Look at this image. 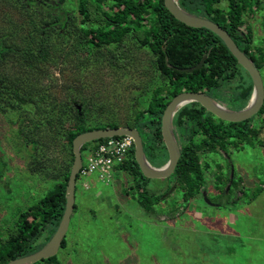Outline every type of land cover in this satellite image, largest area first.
I'll list each match as a JSON object with an SVG mask.
<instances>
[{
  "label": "rangeland",
  "instance_id": "obj_1",
  "mask_svg": "<svg viewBox=\"0 0 264 264\" xmlns=\"http://www.w3.org/2000/svg\"><path fill=\"white\" fill-rule=\"evenodd\" d=\"M72 7L76 12V6ZM48 11L51 9L43 8L38 15H32L15 0H0V51L12 50L0 56L3 238L12 231L21 210L42 198L56 183L53 176L57 170L67 167L71 160L64 134L56 135L57 126L54 131L43 125L32 105L19 106L16 98H11L14 90L19 97L31 98L40 106L41 96L45 105L70 108L71 104L70 111L75 112L74 106H80V116L87 127L109 122L122 127L160 82L155 57L149 49L138 47L133 36L121 46L105 49L100 58L86 50L80 58L73 53L76 44L72 37L61 41L53 34L39 35V25L52 22ZM261 24L253 26L252 39L254 46L264 48ZM95 26L92 23L91 27ZM40 50H48V57L41 58ZM108 50L121 56L113 60ZM260 72L264 84V68ZM240 77V81L248 83L242 73ZM233 82L226 87L232 93L236 90ZM227 108L235 110L234 105ZM57 114L58 110L51 115ZM263 119H255V141H245L239 146L241 151L230 149L233 170L244 184V191L238 201L230 193L220 207L208 206L200 197L186 205L181 192L175 189L154 205L155 213L144 212L134 195L125 192L132 180L128 175L113 171L105 184L94 176H79L75 183L76 209L64 237L66 247L59 248L51 264H264V125L259 128ZM92 144L89 142V149ZM87 151L81 152L83 162ZM32 156L41 164L35 172L30 169ZM208 156L205 161L211 168L206 170L204 181L211 192V186L217 184L215 165L227 161L218 155ZM85 182L90 184L88 190H84ZM168 185H172L168 179H148L145 183L147 190L155 194H162ZM209 199L217 198L209 193ZM176 207L175 213H169ZM48 231L38 242L45 241Z\"/></svg>",
  "mask_w": 264,
  "mask_h": 264
},
{
  "label": "trees",
  "instance_id": "obj_2",
  "mask_svg": "<svg viewBox=\"0 0 264 264\" xmlns=\"http://www.w3.org/2000/svg\"><path fill=\"white\" fill-rule=\"evenodd\" d=\"M178 4L187 12L218 24L238 48L254 62L259 71L264 68V48L262 45L254 46L252 39L253 26L258 22L261 24V21L264 26V0H178ZM78 14L81 22L80 25L75 24L73 31L70 32L63 27L64 34L60 33V37L55 36L54 29L44 27L51 22H44L39 25V35L42 34L44 37L47 36L46 34H53L56 39H62L61 41H69L72 37L76 44L73 53L80 58L85 50L89 55L93 54L96 58H100L99 54L105 49L112 45L121 46L126 38L133 36L138 47L149 49L155 57V67L160 82L151 89L143 107L131 116L125 125L139 132L145 157L152 166L160 167L167 161V152L161 136V116L168 102L177 94L202 92L225 107L234 105L235 110L247 105L252 92L251 80L224 43L207 29L191 28L177 21L165 8L163 0H79ZM62 22L64 20L61 21V25ZM92 23L96 26L91 27ZM84 25L88 26L84 27ZM244 28L245 32L242 31ZM5 49L0 51V56L12 52L10 48ZM108 51L113 60L121 56L113 50ZM39 53L41 58L49 55L48 50H40ZM203 56H205L204 64L199 70L190 74L175 70L193 68ZM241 73L248 83L240 81L243 77H240ZM232 81L236 82L234 93L230 88H226ZM12 93L11 98L15 97L19 106L35 107L43 125L51 130L58 127V131H54L56 135L64 134L71 160L67 167H60L57 170L53 176L56 181L53 187L34 205L21 210L7 237L0 236V264H6L39 250L55 232L65 207V188L73 161L72 140L85 131L119 127L112 122L87 127L83 124L84 120L77 107L74 106L76 112L70 111L71 104L70 108L60 104L45 105V98L41 96L39 99L43 105L40 106L31 98L19 97L15 90ZM56 110L58 114L51 115ZM48 116L50 119L47 118ZM258 117L264 118V103L255 116L238 123L219 120L197 103H190L179 109L173 118V130L180 147V157L174 173L168 180L170 185L175 184L174 190L178 189L181 192L183 203L187 205L191 200L198 199L204 174L211 168L205 161L208 155L225 157L227 161L230 158L231 148H234V151L242 150L239 146L245 141H255L258 138V129H254L255 119ZM259 124V128L264 125L263 122ZM104 140L93 141L92 145L95 146ZM90 146L89 143L83 145L81 152L88 150V153L94 147L89 149ZM32 159L30 169L35 172L39 170L41 164L35 156H32ZM228 164L230 163L227 162L226 165ZM226 165L218 164L217 170L214 171L220 189L221 187L224 189L228 182L232 185L236 181L241 183L235 176V170L231 169V164ZM114 171L126 174L132 179L128 191L125 192L134 195L144 212L155 213L154 205L165 199L162 197L170 186L168 185L162 194L150 193L147 190L145 183L148 179L143 177L135 162L133 147L128 159L115 166ZM77 178L78 176L76 180ZM232 190L231 188L230 192ZM240 191H244L243 183ZM258 193L259 191L256 194ZM224 197L228 198L229 194L210 201L215 203L220 201L218 204L220 207L224 203ZM238 200L240 197L237 198ZM75 209L74 203L73 211ZM177 210L178 207L169 213H175ZM47 229L49 231L44 238L45 241L38 242ZM65 247L63 238L60 248ZM51 259L53 257L34 264H51Z\"/></svg>",
  "mask_w": 264,
  "mask_h": 264
},
{
  "label": "water",
  "instance_id": "obj_3",
  "mask_svg": "<svg viewBox=\"0 0 264 264\" xmlns=\"http://www.w3.org/2000/svg\"><path fill=\"white\" fill-rule=\"evenodd\" d=\"M163 3L168 12L177 21L191 28L207 29L224 43L228 51L236 59L237 64L248 74L251 80L252 92L247 105L240 110H231L202 92H181L174 96L168 102L161 116V136L167 152V161L160 167H154L147 161L141 137L136 129L122 126L117 128L93 129L78 134L72 140L73 161L65 188L66 200L64 212L54 234L39 250L11 260L6 264H34L38 261L53 257L59 250L61 242L67 233L70 218L73 213L76 176L83 163L81 156V148L83 145L92 141L111 137H129L133 142L135 162L143 177L151 180L168 179L174 173L180 157V147L173 130V118L179 109L187 104L197 103L219 120L238 123L255 116L262 107L264 103V84L261 72L255 66L254 62L238 48L228 33L213 21L187 12L178 4V0H163ZM204 60L205 56H203L200 62L193 68L175 70L186 74L193 73L202 67ZM79 109L80 106H77L78 111ZM174 187L175 184L171 185L162 198L170 195ZM204 199L209 204V201L205 197Z\"/></svg>",
  "mask_w": 264,
  "mask_h": 264
},
{
  "label": "flooded vegetation",
  "instance_id": "obj_4",
  "mask_svg": "<svg viewBox=\"0 0 264 264\" xmlns=\"http://www.w3.org/2000/svg\"><path fill=\"white\" fill-rule=\"evenodd\" d=\"M15 2L20 4L21 7L29 10L32 15H38L40 13V9L43 10V8H49V10L51 9V12L48 11L46 12V14H47V17L51 18L52 22L50 24H45L44 27L45 29L46 28L54 29L55 36L56 35L59 36L60 33L61 35L64 34L63 29H62L63 27H65V29L71 32L74 30L73 28L75 27V24L80 25V22H81V17L78 16L79 15L78 14L79 0H15ZM67 6L70 7L69 10L66 9ZM72 6H76V12L72 11L73 10ZM77 18L78 20H76ZM62 20H64V22H62L63 25L60 24ZM74 21H76V23H74ZM227 162L231 164V165L230 164L228 165H230L231 169L233 170L235 167L233 163L231 162L230 158L227 159ZM217 165L218 164L215 165V171L217 170L216 169ZM223 165H226V163ZM207 186H208L207 183L204 181L203 186L200 187L199 189V193H200L199 197L201 198L202 201L204 200V202L208 206H211V207H215V206L219 207L218 206L219 203L210 201L209 193L211 194V197L213 198H219V197L221 198L223 197L224 194H230V193L234 196H237V198H239L240 197L239 194L242 195V192H243V191H240L242 187V182L240 183L238 181H236L234 185L228 182L227 185L224 187V189H222L223 187H221L220 189V187L215 184V187L211 186L213 189L211 192H209V189ZM231 188L233 190L230 192ZM204 197L209 201V204L205 201ZM234 200H237V199H234Z\"/></svg>",
  "mask_w": 264,
  "mask_h": 264
},
{
  "label": "built area",
  "instance_id": "obj_5",
  "mask_svg": "<svg viewBox=\"0 0 264 264\" xmlns=\"http://www.w3.org/2000/svg\"><path fill=\"white\" fill-rule=\"evenodd\" d=\"M132 147L131 138L126 136L105 139L87 153L77 176L84 178L94 176L100 183L109 182L115 166L128 159ZM89 186L90 184L85 182L84 190H88Z\"/></svg>",
  "mask_w": 264,
  "mask_h": 264
}]
</instances>
